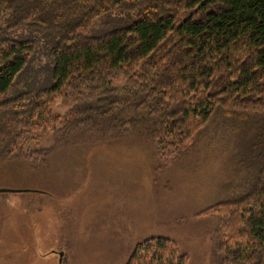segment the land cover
<instances>
[{
	"label": "trees",
	"instance_id": "16d2710c",
	"mask_svg": "<svg viewBox=\"0 0 264 264\" xmlns=\"http://www.w3.org/2000/svg\"><path fill=\"white\" fill-rule=\"evenodd\" d=\"M212 128L237 150L227 196L205 211L224 217L216 264H264V0H0V162L42 165L86 134H140L177 160ZM126 264L189 259L157 237Z\"/></svg>",
	"mask_w": 264,
	"mask_h": 264
},
{
	"label": "rangeland",
	"instance_id": "374dc122",
	"mask_svg": "<svg viewBox=\"0 0 264 264\" xmlns=\"http://www.w3.org/2000/svg\"><path fill=\"white\" fill-rule=\"evenodd\" d=\"M71 107L59 99L51 111L64 117ZM211 130L177 160L159 158L140 134L106 141L86 134L42 165L0 162V191H7L0 194V264H58L59 254L61 264H126L136 244L157 237L174 241L189 264H216L212 236L224 217L205 211L227 196L237 150ZM52 144L48 134L32 148Z\"/></svg>",
	"mask_w": 264,
	"mask_h": 264
},
{
	"label": "water",
	"instance_id": "95a60500",
	"mask_svg": "<svg viewBox=\"0 0 264 264\" xmlns=\"http://www.w3.org/2000/svg\"><path fill=\"white\" fill-rule=\"evenodd\" d=\"M5 192H7V191H0V194H2V193H5ZM61 262H62V254H59V263L58 264H61Z\"/></svg>",
	"mask_w": 264,
	"mask_h": 264
}]
</instances>
